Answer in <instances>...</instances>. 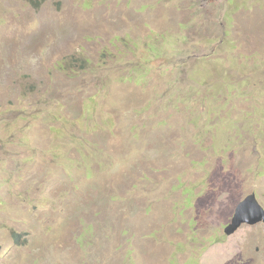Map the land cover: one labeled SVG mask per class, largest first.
I'll return each mask as SVG.
<instances>
[{
	"label": "rangeland",
	"instance_id": "rangeland-1",
	"mask_svg": "<svg viewBox=\"0 0 264 264\" xmlns=\"http://www.w3.org/2000/svg\"><path fill=\"white\" fill-rule=\"evenodd\" d=\"M253 192L264 0H0V264H264Z\"/></svg>",
	"mask_w": 264,
	"mask_h": 264
},
{
	"label": "water",
	"instance_id": "water-1",
	"mask_svg": "<svg viewBox=\"0 0 264 264\" xmlns=\"http://www.w3.org/2000/svg\"><path fill=\"white\" fill-rule=\"evenodd\" d=\"M261 222L264 223V207L260 204L256 194L252 193L238 205L232 222L225 228V233L231 236L243 224L255 225Z\"/></svg>",
	"mask_w": 264,
	"mask_h": 264
},
{
	"label": "trees",
	"instance_id": "trees-1",
	"mask_svg": "<svg viewBox=\"0 0 264 264\" xmlns=\"http://www.w3.org/2000/svg\"><path fill=\"white\" fill-rule=\"evenodd\" d=\"M70 62V60L69 59H66L65 61H63L61 64H60V66L62 67V66H66V65H68V63Z\"/></svg>",
	"mask_w": 264,
	"mask_h": 264
},
{
	"label": "flooded vegetation",
	"instance_id": "flooded-vegetation-1",
	"mask_svg": "<svg viewBox=\"0 0 264 264\" xmlns=\"http://www.w3.org/2000/svg\"><path fill=\"white\" fill-rule=\"evenodd\" d=\"M228 2H230V1H228ZM254 193V192H253ZM250 195V194H249ZM261 223H263V222H261Z\"/></svg>",
	"mask_w": 264,
	"mask_h": 264
}]
</instances>
